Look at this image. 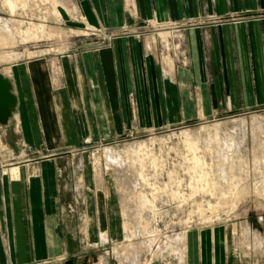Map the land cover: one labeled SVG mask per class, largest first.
<instances>
[{"label": "rangeland", "instance_id": "obj_1", "mask_svg": "<svg viewBox=\"0 0 264 264\" xmlns=\"http://www.w3.org/2000/svg\"><path fill=\"white\" fill-rule=\"evenodd\" d=\"M14 1L12 17L0 0V35L16 31L15 44L0 47V72L17 99L8 122H0V191L4 177H18L13 169L29 159H58L57 231L69 251L59 262L186 264L190 244L197 260L202 236L221 233L240 264H264V107L218 115L196 96L179 99L191 110L179 115L164 93L163 112L155 114L152 93H119L113 114L112 104L93 93L85 57L119 33L69 17L66 0ZM38 62L42 70H33ZM16 93L30 95L37 118L47 107L35 93H48L52 118L63 120L60 144H25L18 110L26 107ZM8 210L0 202L10 264Z\"/></svg>", "mask_w": 264, "mask_h": 264}, {"label": "crops", "instance_id": "obj_2", "mask_svg": "<svg viewBox=\"0 0 264 264\" xmlns=\"http://www.w3.org/2000/svg\"><path fill=\"white\" fill-rule=\"evenodd\" d=\"M68 1L69 17L81 18L102 32L119 33L85 57L94 73L92 87L97 85L93 93L112 104L113 114L119 113V93H152L155 114L163 112L158 107L164 93L171 98V112L179 115L191 111L181 109L179 99L196 96L207 103V113L218 115L264 107V0ZM16 94L21 107H26L18 110L25 144H60L63 120L52 118L48 93H35L36 98H46L47 108L39 111L38 118L30 111V95ZM57 162L50 156L34 157L18 166V177L2 181L5 192L1 187L0 202L9 209L3 227L9 233L10 264L47 259L53 261L50 264H74L73 260L59 262L69 251L57 231ZM228 238L221 233L203 235L198 259L196 245L190 244L186 264H227V257L229 264H240L227 245ZM4 252L0 235V256L7 264Z\"/></svg>", "mask_w": 264, "mask_h": 264}, {"label": "bare ground", "instance_id": "obj_3", "mask_svg": "<svg viewBox=\"0 0 264 264\" xmlns=\"http://www.w3.org/2000/svg\"><path fill=\"white\" fill-rule=\"evenodd\" d=\"M67 1V3L65 4V7H66V9L65 10H67L68 9V5H69V1L68 0H66ZM25 4V3H24ZM3 5H5L6 7L7 6H9V12H10V14H11V16L12 17H14L15 16V11H16V5H17V2H15L14 0H3ZM63 5V4H62ZM9 28V27H8ZM16 31L15 30H11V33L9 34L8 33V35H5V33H3V32H1L2 33V35H4V36H2V35H0V47H5L6 45H8V44H11V45H14L15 44V41L13 40V39H15V33ZM19 33H21V31L19 30L18 31V34ZM27 36V35H26ZM32 55V54H31ZM12 58V57H11ZM38 60V59H37ZM32 63V62H31ZM36 64V63H35ZM40 64L41 63H37L35 66H34V69L33 70H36V69H39V70H42V68H41V66H40ZM32 69V68H31ZM0 74H1V76L9 83V86H10V91H11V89H12V86H11V83H10V81L7 79V78H5L4 76H3V74L0 72ZM45 84V83H44ZM11 111H13V107L11 108ZM111 162H113L112 160H111ZM13 173H15V174H17L18 173V169L17 168H14L13 169ZM22 202V201H21ZM125 228V227H124ZM126 228L127 229H129V226H126ZM125 228V229H126ZM126 229V230H127ZM247 229L245 228V231H246ZM260 230L259 229H257V231H255L254 230V234H256V232H259ZM248 232V233H247ZM247 232H245V233H247V234H249V231H247ZM132 234H135V231H133L132 232ZM246 234V235H247ZM254 234H252L251 232H250V235L252 236V239H253V241L255 242L256 241V239H255V235ZM255 244L257 245V243L255 242ZM250 245V244H249ZM251 246V245H250Z\"/></svg>", "mask_w": 264, "mask_h": 264}, {"label": "water", "instance_id": "obj_4", "mask_svg": "<svg viewBox=\"0 0 264 264\" xmlns=\"http://www.w3.org/2000/svg\"><path fill=\"white\" fill-rule=\"evenodd\" d=\"M17 99L11 93L9 83L0 74V122L5 124L11 116V108L15 107Z\"/></svg>", "mask_w": 264, "mask_h": 264}]
</instances>
